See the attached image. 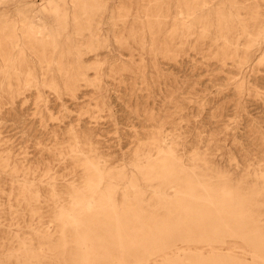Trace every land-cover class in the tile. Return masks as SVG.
<instances>
[{"label": "rangeland", "instance_id": "1", "mask_svg": "<svg viewBox=\"0 0 264 264\" xmlns=\"http://www.w3.org/2000/svg\"><path fill=\"white\" fill-rule=\"evenodd\" d=\"M0 264H264V0H0Z\"/></svg>", "mask_w": 264, "mask_h": 264}, {"label": "bare ground", "instance_id": "2", "mask_svg": "<svg viewBox=\"0 0 264 264\" xmlns=\"http://www.w3.org/2000/svg\"><path fill=\"white\" fill-rule=\"evenodd\" d=\"M32 30V29H31Z\"/></svg>", "mask_w": 264, "mask_h": 264}]
</instances>
